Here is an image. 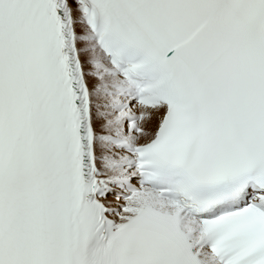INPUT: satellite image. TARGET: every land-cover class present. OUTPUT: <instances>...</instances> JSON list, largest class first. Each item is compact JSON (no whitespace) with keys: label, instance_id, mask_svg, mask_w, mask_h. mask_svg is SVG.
<instances>
[{"label":"snow or ice","instance_id":"snow-or-ice-1","mask_svg":"<svg viewBox=\"0 0 264 264\" xmlns=\"http://www.w3.org/2000/svg\"><path fill=\"white\" fill-rule=\"evenodd\" d=\"M0 264H264V0H0Z\"/></svg>","mask_w":264,"mask_h":264}]
</instances>
